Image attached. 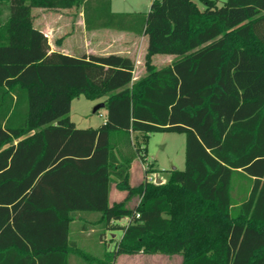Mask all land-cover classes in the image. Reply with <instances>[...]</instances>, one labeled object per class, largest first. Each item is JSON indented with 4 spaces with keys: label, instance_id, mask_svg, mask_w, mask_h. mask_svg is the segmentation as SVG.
I'll return each instance as SVG.
<instances>
[{
    "label": "trees",
    "instance_id": "16d2710c",
    "mask_svg": "<svg viewBox=\"0 0 264 264\" xmlns=\"http://www.w3.org/2000/svg\"><path fill=\"white\" fill-rule=\"evenodd\" d=\"M198 1L151 0L147 13H129L111 0H0V264L95 260L69 249L74 212H98L103 230L122 232L104 264L137 253L264 264V0ZM79 6L86 30L147 36L143 77L132 82L125 55L50 51L32 9ZM156 54L176 58L156 68ZM81 95L106 96L97 128L69 116ZM162 131L185 135L184 168L131 185L133 158L116 149L140 133L144 159L146 137ZM239 179L249 188L236 202ZM113 184L126 196L109 203Z\"/></svg>",
    "mask_w": 264,
    "mask_h": 264
},
{
    "label": "rangeland",
    "instance_id": "374dc122",
    "mask_svg": "<svg viewBox=\"0 0 264 264\" xmlns=\"http://www.w3.org/2000/svg\"><path fill=\"white\" fill-rule=\"evenodd\" d=\"M199 8H202V5L198 0H194ZM135 6L137 9L136 12L147 13L150 7V0H137ZM133 13V12H130ZM6 11L4 12V15ZM3 15V16H4ZM33 22L38 24L43 21L44 18L48 19V22L52 26L63 27L62 32H66L71 24H80L83 18V9L82 6L74 7L71 9L63 10H53V9H43V8H33L32 9ZM100 40L103 46H108L109 52H121L125 56L129 55L131 59L135 62L134 76H139L144 73V60L143 58L138 62L139 57V45L142 41L141 37H135V40H131L132 35L120 33L118 31H113L109 29H104L100 31ZM113 37V42L109 43ZM73 56H79V54H71ZM168 54H157L153 59V64L156 68L163 67L167 65L165 60H168ZM173 57V56H172ZM146 74V73H145ZM135 78V77H134ZM137 79H134V81ZM132 81V82H134ZM106 99L101 97L97 100H88L84 96H79L72 100V109L69 113L70 118L77 122L78 127H97L100 125L104 118V108H99L96 112H93V108L96 104L103 103ZM133 144L125 145L123 148H117V153L119 157H132V162L130 166V176L129 182L132 185H137L147 177L155 178L160 180L158 184H162L166 181L169 170L175 168L182 170L184 168V150H185V135L183 133L176 132H152L149 133L145 141V157L135 156V147L136 145L142 148L144 144L143 136L138 133H133L131 136ZM123 155V156H122ZM148 180V179H147ZM249 188V183L245 180H236L232 196L236 202L240 201L243 197L246 196ZM139 198L137 196H132L125 201V205L128 207H133L137 204ZM121 224L126 223V219L123 218L120 220ZM74 227V224L71 225V228ZM72 230V229H71ZM101 230H98L96 233L91 234L92 237H96L100 234ZM106 236V244H108V250H93L91 244H89V250H84L95 256H102L103 252L111 251L114 246L115 240L120 239L122 232L116 230L110 232L108 230H103ZM114 234V235H113ZM113 235V237H112ZM97 238V237H96ZM104 247V245H101ZM80 260L77 257H71V259ZM104 258V255H103ZM75 261V263H76ZM83 264H86L84 261ZM113 264H182V256L179 254L167 255L163 253L155 254H146V253H137V254H120L115 257L112 262ZM111 263V264H112Z\"/></svg>",
    "mask_w": 264,
    "mask_h": 264
},
{
    "label": "crops",
    "instance_id": "0c3cea01",
    "mask_svg": "<svg viewBox=\"0 0 264 264\" xmlns=\"http://www.w3.org/2000/svg\"><path fill=\"white\" fill-rule=\"evenodd\" d=\"M136 2L137 0H111L110 6L113 12H129L130 13V12L137 11V9H135L136 8L135 6H137ZM33 25L34 27L39 29L41 32H43V34L46 36L49 47H50V51H58V52H62L68 55L75 53V54H79V56H81L82 54L106 55L110 53L125 55L124 53H121V52H115V51L109 52L108 46L107 47L103 46L100 40L99 33L100 31L104 29L86 30L84 26L83 18L80 24H77L76 26L75 24H71L69 29L66 32H62L63 27L50 25V23L48 22V19L46 18H44V20L39 22L38 24L37 23L35 24L33 22ZM109 30L118 31L114 29H109ZM118 32L132 35L131 40H135V37L137 36L138 37L142 36V41L139 45L140 54L137 59H138V62H140L142 58L144 60L147 42H148L147 36L146 35H135L131 32H126V31H118ZM112 42H113V37L109 43H112ZM126 56L130 57L129 55H126ZM154 57L155 55L152 57V62H153ZM166 57H169L168 60L164 61L167 63V65L170 64L176 58L174 55H169ZM144 75H145V68H144V73L142 75L134 76L133 74V81L134 79H139L140 77H143ZM71 109H72V102H71ZM104 114L106 116L105 108H104ZM71 120L74 122L76 128H82V129L89 128V127L97 128L99 126L98 125L97 127H92V126L78 127L77 122H75L72 118ZM104 121H105V118L103 122ZM130 166H131V163H130ZM129 176H130V171H129ZM146 178L148 177L146 176ZM125 196H126V192L117 190L115 188V185L113 184L109 192V203L122 201L125 198ZM99 221H100V213L98 212H74L72 214V221L70 222L69 236H68L69 241H70L69 249L81 250L88 256L95 258V260H88L76 254H71L69 256L68 264H83L82 263L83 261L86 264H104L103 263L104 252L102 256L99 257V256H95V255H92L84 251V250H89L87 249L89 244L92 245L91 248H94L93 250H108L107 249L108 244H106L105 232H102L101 224ZM72 224H74L73 228H71ZM98 230H101V232L98 236H96L97 238L92 237L91 234L96 233ZM101 245H104V247H101ZM73 256L79 258L80 260L76 261L74 260L75 258L71 259V257Z\"/></svg>",
    "mask_w": 264,
    "mask_h": 264
},
{
    "label": "water",
    "instance_id": "95a60500",
    "mask_svg": "<svg viewBox=\"0 0 264 264\" xmlns=\"http://www.w3.org/2000/svg\"><path fill=\"white\" fill-rule=\"evenodd\" d=\"M102 107H104V104L103 103L96 104L94 106V108H93V112H96L99 108H102ZM159 182H160V180H158V179L155 180V183L158 184Z\"/></svg>",
    "mask_w": 264,
    "mask_h": 264
},
{
    "label": "built area",
    "instance_id": "2783aa9c",
    "mask_svg": "<svg viewBox=\"0 0 264 264\" xmlns=\"http://www.w3.org/2000/svg\"><path fill=\"white\" fill-rule=\"evenodd\" d=\"M146 179H148V181H154L155 178H152V179H151V177H148V178H146Z\"/></svg>",
    "mask_w": 264,
    "mask_h": 264
}]
</instances>
